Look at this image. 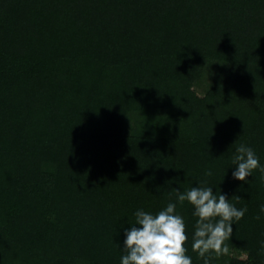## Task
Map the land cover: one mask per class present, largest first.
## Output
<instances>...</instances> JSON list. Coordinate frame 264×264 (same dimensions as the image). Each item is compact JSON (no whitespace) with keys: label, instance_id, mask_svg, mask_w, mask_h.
<instances>
[{"label":"trees","instance_id":"16d2710c","mask_svg":"<svg viewBox=\"0 0 264 264\" xmlns=\"http://www.w3.org/2000/svg\"><path fill=\"white\" fill-rule=\"evenodd\" d=\"M240 144L264 166V0H0V264H120L135 213L196 186L247 209V258L211 264H264Z\"/></svg>","mask_w":264,"mask_h":264},{"label":"clouds","instance_id":"9594fccd","mask_svg":"<svg viewBox=\"0 0 264 264\" xmlns=\"http://www.w3.org/2000/svg\"><path fill=\"white\" fill-rule=\"evenodd\" d=\"M235 171L234 180L246 182L254 170L264 175L259 157L251 147L240 144L232 157ZM206 176L212 172L207 171ZM176 202H169L156 214L138 210L135 213V224L125 231L126 239L122 248L120 264H192L191 256L186 255L188 239L186 224L176 212L177 203L190 204L196 218L191 249L203 264H211L213 259L230 254L228 241L233 235L234 222L241 220L247 209H237L232 199L241 198L213 192L212 187L196 186L185 191L174 189ZM260 211L264 213V206ZM257 220L260 216L256 217ZM137 225L139 227H137ZM264 248V244H262Z\"/></svg>","mask_w":264,"mask_h":264},{"label":"rangeland","instance_id":"374dc122","mask_svg":"<svg viewBox=\"0 0 264 264\" xmlns=\"http://www.w3.org/2000/svg\"><path fill=\"white\" fill-rule=\"evenodd\" d=\"M201 93L203 92L202 89L199 90ZM231 255H233V257H239V258H242V259H246L247 258V255L245 254H240V253H237L236 251H231Z\"/></svg>","mask_w":264,"mask_h":264}]
</instances>
